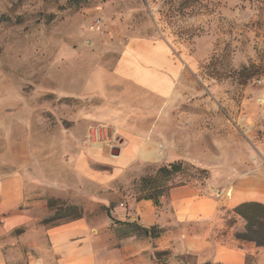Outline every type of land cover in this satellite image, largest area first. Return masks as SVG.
Segmentation results:
<instances>
[{"label": "rangeland", "instance_id": "1", "mask_svg": "<svg viewBox=\"0 0 264 264\" xmlns=\"http://www.w3.org/2000/svg\"><path fill=\"white\" fill-rule=\"evenodd\" d=\"M171 76L183 93L172 116L153 95L168 91ZM181 109L192 137L220 145L239 176L264 168V0H0V223L25 220L0 235V263H47L46 231L109 216L99 196L158 199L190 183L222 190L208 170L179 160L130 169L112 188L74 174L81 152L109 156L133 138L163 144ZM179 163L178 172H160ZM10 182L24 185L20 195H3ZM245 264L257 262L249 255Z\"/></svg>", "mask_w": 264, "mask_h": 264}, {"label": "crops", "instance_id": "2", "mask_svg": "<svg viewBox=\"0 0 264 264\" xmlns=\"http://www.w3.org/2000/svg\"><path fill=\"white\" fill-rule=\"evenodd\" d=\"M136 46L133 42L128 47L134 49ZM168 79V91H154L153 95L166 100V114L172 116L175 108L169 105L182 99L183 93L178 86L179 76ZM189 113L181 109L180 119L172 117L170 134H165L161 145L151 137L146 144L133 138L115 147L118 154H112L114 148L109 156L91 150L81 152L74 159V174L101 189L112 188L117 181L128 178L130 169L179 160L208 170L222 190L209 187L202 192L192 183L179 185L166 190L159 197L158 206L151 200L118 201L113 199L114 194L99 196L96 201L109 209V216L79 218L47 230L49 261L30 264H185L177 260L187 256L194 257L195 264H245L249 255L257 264L263 261L264 247L235 237L234 233L244 232L245 223L233 210L245 202L264 205V168L252 169L250 165L248 173L239 176L236 169L226 166L230 159H221L220 145H204L203 141L192 137L190 130L194 128ZM157 145L164 148V157L156 149ZM88 158L108 167L109 171L93 170ZM226 183L229 188L224 187ZM8 184L3 192L5 196H17L23 191V184ZM227 188L231 193L229 197L225 196ZM11 202L12 199L6 201L7 204ZM232 218L237 223L229 225L228 219ZM1 221L0 235L9 234L25 223L23 215L2 217ZM126 223L144 229L155 227L161 234L155 239L121 235L118 227ZM162 252L167 255L157 259L156 253Z\"/></svg>", "mask_w": 264, "mask_h": 264}, {"label": "trees", "instance_id": "3", "mask_svg": "<svg viewBox=\"0 0 264 264\" xmlns=\"http://www.w3.org/2000/svg\"><path fill=\"white\" fill-rule=\"evenodd\" d=\"M179 167H180V163L171 164L169 170L167 167L166 168L163 167L161 168L160 172L167 174L171 172H178ZM158 199L145 198L142 200H151L153 201L155 206H158L159 205ZM233 212L238 217H240L245 223V231L244 233L238 234L236 236L237 239L241 241L254 243L257 247H264V205L258 202H245L235 207ZM123 225L127 228L136 227L139 231V234H135L137 236H144L150 239H155L159 237V235L161 234V231L155 227L150 229H144L134 224L126 223Z\"/></svg>", "mask_w": 264, "mask_h": 264}, {"label": "water", "instance_id": "4", "mask_svg": "<svg viewBox=\"0 0 264 264\" xmlns=\"http://www.w3.org/2000/svg\"><path fill=\"white\" fill-rule=\"evenodd\" d=\"M118 154V148H114L113 150H112V154Z\"/></svg>", "mask_w": 264, "mask_h": 264}, {"label": "built area", "instance_id": "5", "mask_svg": "<svg viewBox=\"0 0 264 264\" xmlns=\"http://www.w3.org/2000/svg\"><path fill=\"white\" fill-rule=\"evenodd\" d=\"M96 136H97V139H99V137H100L99 134H97Z\"/></svg>", "mask_w": 264, "mask_h": 264}]
</instances>
